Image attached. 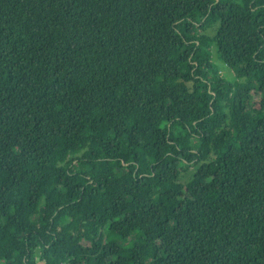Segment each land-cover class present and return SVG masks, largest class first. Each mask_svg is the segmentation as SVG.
Here are the masks:
<instances>
[{
    "label": "trees",
    "instance_id": "obj_1",
    "mask_svg": "<svg viewBox=\"0 0 264 264\" xmlns=\"http://www.w3.org/2000/svg\"><path fill=\"white\" fill-rule=\"evenodd\" d=\"M0 264H264V0H0Z\"/></svg>",
    "mask_w": 264,
    "mask_h": 264
},
{
    "label": "rangeland",
    "instance_id": "obj_2",
    "mask_svg": "<svg viewBox=\"0 0 264 264\" xmlns=\"http://www.w3.org/2000/svg\"><path fill=\"white\" fill-rule=\"evenodd\" d=\"M211 59L217 65L222 76L229 78V79L233 76L232 73L227 68L224 67L222 62H220L218 57L215 55V49L212 50ZM193 110H195V108H193ZM51 212H52L51 210H44L45 217L48 218Z\"/></svg>",
    "mask_w": 264,
    "mask_h": 264
}]
</instances>
